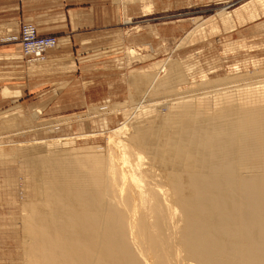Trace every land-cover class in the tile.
Instances as JSON below:
<instances>
[{
    "label": "bare ground",
    "instance_id": "obj_1",
    "mask_svg": "<svg viewBox=\"0 0 264 264\" xmlns=\"http://www.w3.org/2000/svg\"><path fill=\"white\" fill-rule=\"evenodd\" d=\"M239 10L253 11L247 20L254 22L264 0ZM232 15H224V27ZM251 60L241 66L252 72L200 84L173 59L154 74H131L132 101L144 83L145 95L166 97L178 84L213 99L199 107L207 99L169 95L168 113L157 116L143 96L132 112L121 111L124 122L106 134L102 154L67 147L94 134L0 144L14 147L10 155L31 170V196L20 202L23 264H264V85L253 83L264 65ZM228 89L242 98L226 97ZM10 123L20 128L26 120Z\"/></svg>",
    "mask_w": 264,
    "mask_h": 264
},
{
    "label": "rangeland",
    "instance_id": "obj_2",
    "mask_svg": "<svg viewBox=\"0 0 264 264\" xmlns=\"http://www.w3.org/2000/svg\"><path fill=\"white\" fill-rule=\"evenodd\" d=\"M127 1L117 0L118 4H114L118 9L117 14L120 13L122 19L114 23L109 21L111 24L109 28L114 31L118 30V34L110 38L111 43L104 45V50H101L104 53L102 56H121L126 64V68L121 73L124 78L122 80L126 83L127 96L122 100L48 102V106H50L48 116L35 107L28 109L22 104L20 108L13 107L16 103L0 106V144L6 146L11 143L94 134L93 137L75 139L73 144H68L67 147H96V152L102 154L107 145L108 132L124 122L123 112L125 111H121L126 108V111L131 110L132 112L133 109H128L133 105V101H137L143 96H148L149 100H153L157 116L168 113L166 99L175 98H169V95L177 96V94L183 95L191 92L190 94L196 96L198 102L202 98L207 99L208 103L202 102L199 107H207L213 99L209 93H207L209 95L200 94L201 89L194 87L196 90L192 91L193 89H187L190 85H183L185 86L183 87L178 84L171 85L173 87L171 89L176 94L173 91V95L166 94V97L161 93L145 95L147 84L144 83L140 95L132 101L133 93L127 82L132 77L131 74L139 75L141 73V76L154 74L159 66L173 59L176 63L178 62L182 75L190 83L200 84L205 80L213 82L218 78L227 77L233 72L241 73L244 69L252 72L253 68L250 65H246L244 69L241 66L251 59L260 64L263 63L262 66L264 65V14L258 11V19L252 22L247 19L253 11L242 14L243 10H239L241 6L251 3L252 0ZM126 11L129 18L128 16L126 18ZM235 11L238 12L237 14H242L243 20H235ZM231 13L233 14L230 25L232 29H229L230 26H223L222 20L225 19L224 15H231ZM213 25L218 27L214 33L210 28ZM113 34L116 33L113 32ZM126 34L132 40L131 43L121 39V36ZM9 39L16 42L13 37ZM116 39L117 41H114ZM128 51H132L133 57L129 55ZM43 60L26 64L23 61V63L25 66L33 68ZM233 66H236L237 69L233 70ZM163 74L165 72L159 73L160 76ZM201 76L204 77L201 78ZM259 76L253 77L257 78L255 81L253 80V83L256 84L255 87H258L260 83L264 85V75ZM119 78L121 77L118 76L116 81L110 77L107 81H116L114 84H119ZM226 92L225 96L232 100L242 98V92H239L238 89H228ZM107 107L109 109L106 110ZM112 109H117L118 113L114 111L113 114H110L109 111ZM104 110L107 113L100 115ZM10 118L25 119V126L22 124L19 128L15 126L17 124L13 123L6 125V120ZM25 129L27 130L22 132ZM13 148L7 146L0 149V264H23L25 258L24 246H22L25 239L23 230H21L20 202L31 196L28 187L31 170L27 161L22 162L17 157L10 155L9 152ZM2 154L5 156L3 157Z\"/></svg>",
    "mask_w": 264,
    "mask_h": 264
},
{
    "label": "crops",
    "instance_id": "obj_3",
    "mask_svg": "<svg viewBox=\"0 0 264 264\" xmlns=\"http://www.w3.org/2000/svg\"><path fill=\"white\" fill-rule=\"evenodd\" d=\"M114 4L117 0H0V106L22 104L48 116V102L124 99L126 64L121 56L101 52L118 34L109 28V21L122 19ZM21 23L32 24L38 36L56 38V47L33 68L9 39ZM121 39L132 42L127 34ZM110 77L116 81H107Z\"/></svg>",
    "mask_w": 264,
    "mask_h": 264
},
{
    "label": "built area",
    "instance_id": "obj_4",
    "mask_svg": "<svg viewBox=\"0 0 264 264\" xmlns=\"http://www.w3.org/2000/svg\"><path fill=\"white\" fill-rule=\"evenodd\" d=\"M13 40L19 44L20 54L24 63H35L43 59V54L56 45L52 36H38L32 25L21 23L17 36Z\"/></svg>",
    "mask_w": 264,
    "mask_h": 264
}]
</instances>
